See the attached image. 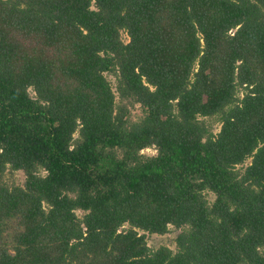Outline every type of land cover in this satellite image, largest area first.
I'll list each match as a JSON object with an SVG mask.
<instances>
[{
    "label": "trees",
    "instance_id": "16d2710c",
    "mask_svg": "<svg viewBox=\"0 0 264 264\" xmlns=\"http://www.w3.org/2000/svg\"><path fill=\"white\" fill-rule=\"evenodd\" d=\"M0 264H264V0H0Z\"/></svg>",
    "mask_w": 264,
    "mask_h": 264
},
{
    "label": "rangeland",
    "instance_id": "374dc122",
    "mask_svg": "<svg viewBox=\"0 0 264 264\" xmlns=\"http://www.w3.org/2000/svg\"><path fill=\"white\" fill-rule=\"evenodd\" d=\"M122 38L124 41H128L130 39L128 33L124 29L122 30ZM105 74L107 78L110 80L114 88V91L116 93V102L117 103L122 102V98L120 97L119 92L117 90V81H118L117 76L111 72H106ZM30 92L32 95H35V91L33 90V88H30ZM130 108H131L130 118L132 120H137L143 115V109L139 102L133 103L130 106ZM200 119L204 120L209 125V127L214 133H217L221 128V120H220L219 115L200 116ZM78 135L79 134L77 131L75 133V136H78ZM156 151L157 150L154 147H148V148L143 149V152L148 153V154H154L156 153ZM251 160H252L251 158H247L246 161L243 164H239L238 167H240L241 169H244L248 164L251 163ZM42 173H46V171L43 170ZM25 179H26V175L23 170L21 169L14 170L11 167H8L5 173L3 174L1 181L5 182L9 186H12L15 184L23 185L25 182ZM207 196L210 202H213V200L216 197L215 193L210 190H207ZM77 213L81 216L83 214V211L78 209ZM128 227H130V225L126 223L123 228L126 229ZM138 230L140 233L145 234L146 240L149 246H151L152 248H157L161 245H167L171 247L174 251L177 250L176 238L178 236V233L181 231V228H178L175 225H170L169 230L166 233H154V232H150L148 230L142 229V228H138Z\"/></svg>",
    "mask_w": 264,
    "mask_h": 264
}]
</instances>
